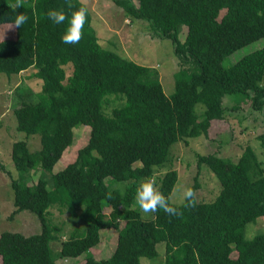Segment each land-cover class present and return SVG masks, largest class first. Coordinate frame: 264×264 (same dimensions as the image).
<instances>
[{"label":"trees","instance_id":"obj_1","mask_svg":"<svg viewBox=\"0 0 264 264\" xmlns=\"http://www.w3.org/2000/svg\"><path fill=\"white\" fill-rule=\"evenodd\" d=\"M113 1L130 18L147 22L153 37L172 41L179 64L175 91L166 94L156 67L104 47L83 0H73L77 8L88 9L77 44L63 43L66 24L47 16L52 9L68 12L65 0H24L17 11L28 22L15 28L12 38L0 39V72L42 79L37 101L22 100L14 109L18 129L39 135L41 147L32 151L28 140L14 141L11 157L22 176L14 178L1 160L0 169L11 176V217L23 210L36 213L42 231L1 232L0 264H60L59 258L84 253L83 264H143L142 257L159 254L162 242L165 264H264V232L247 235L248 224L264 216V160L250 144L233 168L216 153H197L199 171L206 167L221 183L214 200L197 198L189 208L170 199L180 216L159 210L144 218L134 207L138 182L156 175L157 189L170 198L179 173L169 169L161 176L158 169L168 162L175 142L208 136L213 122L225 118L232 109L224 103L226 96L234 97L237 107L249 102L264 117V46L230 67L223 64L229 54L264 37V0ZM14 3L0 0V27L15 19L9 6ZM82 124L90 127L89 140L73 162L52 174L53 187L45 178L27 183L24 174L55 167L73 145L74 128ZM258 137L264 148V132ZM109 178L128 185L124 191L112 188ZM191 188L198 194L197 175ZM55 206L87 222L56 253L51 241L63 225L52 218ZM106 228L118 230L117 247L98 259L91 248Z\"/></svg>","mask_w":264,"mask_h":264},{"label":"rangeland","instance_id":"obj_2","mask_svg":"<svg viewBox=\"0 0 264 264\" xmlns=\"http://www.w3.org/2000/svg\"><path fill=\"white\" fill-rule=\"evenodd\" d=\"M83 1L92 13V25L101 44L140 64L156 67L166 94L172 95L175 91V74L179 69L178 57L175 54L172 41L168 38L153 37L147 22L130 18L126 15L125 10L113 0ZM33 3H37V0H33ZM186 33L187 27L184 26L180 34L181 39H185ZM14 35L15 27H12L11 23L0 27V37L12 38ZM263 46L264 37L229 54L224 59L223 64L230 67L250 52ZM28 74L27 72L23 75L9 76L0 72V160L4 162L14 178H19L22 175L16 169L11 157L13 142L28 140L32 151L41 147L39 135L28 136L18 129L17 118L14 114V109L21 104L22 100L37 101L36 95L41 91L42 79L30 78ZM234 100V97L230 95L224 98V103H228L232 109L227 112L224 119L213 122L208 136L190 138L187 144L184 141L175 142L171 147L168 162L161 168H159L160 166L156 167L159 168L158 174L161 176L169 169H176L179 173V180L170 196L172 202L182 203L184 201L181 195L182 190L191 188L196 175L201 182V188L197 194L198 200L212 201L220 192L221 183L218 177L206 167L199 171L197 153H216L218 156L227 159L229 167L233 168L245 146L250 144L256 149L259 157L264 160V148L258 137L264 132V117L259 111L251 109L249 102H244L237 107ZM203 104L201 102L197 105L200 113L205 108ZM89 136V126L84 124L76 126L73 145L65 151L55 167L51 171L35 168L24 174L23 179L32 184L37 183L40 178H45L49 181L48 187L51 189L53 187L52 174L62 170L68 163L75 160L79 148L87 143ZM156 176L151 178L155 183L157 181ZM107 180H109L108 183L112 188L122 191L128 185L127 181H114L110 178ZM134 207L139 209L136 203ZM14 210V190L11 185V176L0 169V234L3 231H17L30 235L42 231V225L36 213L23 210L16 213L12 218L11 215ZM110 210L107 207L105 211L109 213ZM52 214L53 220L63 225L62 230L56 233V239L51 241L52 250L56 253L60 250L62 241L73 234H81L85 230L87 222L79 217L71 216L66 209L62 210L58 206L52 207ZM142 215L144 218H152L154 213L142 212ZM123 225L124 222H122ZM259 232H264V216L258 218L256 222L249 223L247 227L249 237H253ZM118 238L117 229H103L101 242L91 248V252L98 259L109 257L117 247ZM165 249V242L158 244L159 254L153 258L142 257V263L165 264ZM85 259L86 253L78 257H62L58 259V262L60 264H83Z\"/></svg>","mask_w":264,"mask_h":264},{"label":"clouds","instance_id":"obj_3","mask_svg":"<svg viewBox=\"0 0 264 264\" xmlns=\"http://www.w3.org/2000/svg\"><path fill=\"white\" fill-rule=\"evenodd\" d=\"M68 12L63 9H52L47 13L48 18L57 25L66 24L65 31L61 40L65 44H77L83 38L84 25L87 22L88 9L81 5L76 7L73 0H65ZM15 12V19L11 21V26L20 28L28 22L29 17L23 12L17 11L24 7V0H15V3L9 5ZM5 23H8L7 21ZM6 36V35H5ZM0 37V39L4 38ZM182 199L186 202L185 206L192 208L197 203V193L192 188L182 190ZM111 194H109V199ZM135 202L143 213H155L163 210L170 216H180L183 213L170 203V198L160 192L154 180L142 179L138 182L135 192Z\"/></svg>","mask_w":264,"mask_h":264}]
</instances>
